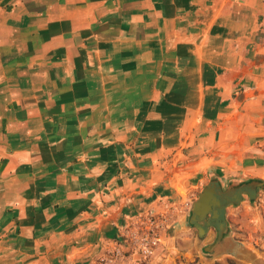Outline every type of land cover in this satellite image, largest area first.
<instances>
[{"label":"crops","instance_id":"0c3cea01","mask_svg":"<svg viewBox=\"0 0 264 264\" xmlns=\"http://www.w3.org/2000/svg\"><path fill=\"white\" fill-rule=\"evenodd\" d=\"M210 175L264 179V0H0V264H157Z\"/></svg>","mask_w":264,"mask_h":264},{"label":"water","instance_id":"95a60500","mask_svg":"<svg viewBox=\"0 0 264 264\" xmlns=\"http://www.w3.org/2000/svg\"><path fill=\"white\" fill-rule=\"evenodd\" d=\"M257 189L264 190V179H232L227 182V187H224L218 176H209V183L202 189L197 198L191 202L185 223L188 228L197 230L196 240L199 243L207 235L210 228L215 229L217 233L216 240L213 244L203 247V253L217 256L234 252L232 250L237 245L232 239V232L227 227V222L224 220L225 208L229 204L236 205L242 201L243 194L253 200L256 197ZM220 201L222 202L223 219L220 222H209L207 216L211 214L212 208L218 205ZM218 246L221 249L219 252Z\"/></svg>","mask_w":264,"mask_h":264},{"label":"rangeland","instance_id":"374dc122","mask_svg":"<svg viewBox=\"0 0 264 264\" xmlns=\"http://www.w3.org/2000/svg\"><path fill=\"white\" fill-rule=\"evenodd\" d=\"M208 184V179L201 182L202 189ZM201 192V191H200ZM197 192L194 193L196 196ZM198 196V195H197ZM222 202L212 208L211 214L207 216L209 222H220L223 217ZM228 227L232 232L234 242L243 247L241 253H227L217 256L203 253V247H206L213 240V231H210L199 243L196 240V231L194 228L185 229L179 235V238L173 239L172 249H161L157 257V264H264V237L259 236L253 240L247 239L248 233L244 229H239L231 218L227 221ZM170 233V232H168ZM174 234V233H173ZM258 243L255 244L254 241ZM241 242H248L250 246H243ZM144 261L142 264H146Z\"/></svg>","mask_w":264,"mask_h":264},{"label":"flooded vegetation","instance_id":"af4514ba","mask_svg":"<svg viewBox=\"0 0 264 264\" xmlns=\"http://www.w3.org/2000/svg\"><path fill=\"white\" fill-rule=\"evenodd\" d=\"M227 227H228V226H227ZM228 228H229V227H228ZM194 229H195V228H194ZM195 231H196V233H197V230H196V229H195ZM210 231H213L214 236H213V240L211 241V243H209V245L213 244L214 241L216 240V237H217V233H216V231H215L214 228H210L209 231H208V233H209ZM208 233H207V234H208ZM219 247H220V246H218V252L221 250V249H219ZM213 252H214V250H213Z\"/></svg>","mask_w":264,"mask_h":264},{"label":"built area","instance_id":"2783aa9c","mask_svg":"<svg viewBox=\"0 0 264 264\" xmlns=\"http://www.w3.org/2000/svg\"><path fill=\"white\" fill-rule=\"evenodd\" d=\"M143 253H144V255H149L150 251L148 249H146V250H143Z\"/></svg>","mask_w":264,"mask_h":264}]
</instances>
